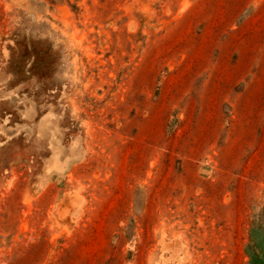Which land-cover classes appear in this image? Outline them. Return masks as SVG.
I'll list each match as a JSON object with an SVG mask.
<instances>
[{
    "label": "rangeland",
    "instance_id": "obj_1",
    "mask_svg": "<svg viewBox=\"0 0 264 264\" xmlns=\"http://www.w3.org/2000/svg\"><path fill=\"white\" fill-rule=\"evenodd\" d=\"M0 264H264V0H0Z\"/></svg>",
    "mask_w": 264,
    "mask_h": 264
}]
</instances>
